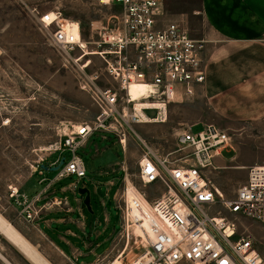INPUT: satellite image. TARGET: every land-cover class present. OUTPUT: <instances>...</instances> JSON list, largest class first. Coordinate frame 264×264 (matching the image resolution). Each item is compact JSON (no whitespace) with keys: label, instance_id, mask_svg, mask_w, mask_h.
<instances>
[{"label":"rangeland","instance_id":"1","mask_svg":"<svg viewBox=\"0 0 264 264\" xmlns=\"http://www.w3.org/2000/svg\"><path fill=\"white\" fill-rule=\"evenodd\" d=\"M164 2L170 20L182 17L191 31L199 26L194 12L199 8L200 0ZM56 11L60 12L63 20L72 23V32L77 36L80 28L89 51L95 48L101 24L113 27L114 16L119 15L117 7L100 4L98 0H0V214L50 264H71L32 222L24 219L21 213L23 198L14 200L8 196L10 189L16 188L21 194L22 189L25 191L36 183L35 179L43 178L42 181H45V176L54 177L58 171L45 172L41 166L54 167L59 157L68 158L67 153L60 154V139L69 133L72 126L93 122L97 109L88 93L87 78L98 76V86L116 88L105 75L104 65L98 56L90 57L91 64L82 72L70 57L54 48L50 42V31L41 27L39 17ZM168 18H159L157 25L173 22ZM258 93L264 94V91ZM195 97L185 101L178 99L170 104L165 123L135 126L141 141L126 130L124 151L112 135L108 136V140L92 137L87 147L78 151L86 171V178L80 185L85 184L92 192L93 183L117 177L120 189L117 198L122 207L123 184L128 177L132 186L143 195L157 198L164 191L162 187L159 184L143 186L139 179L138 162L144 155L145 146L161 158H178L182 156L177 146L180 133L189 128L192 133H197L203 125H213L232 138L238 156L234 162H229L234 153L228 150L222 152L216 159L225 161V167L207 169L206 175L225 199H232L245 184L248 174V168L235 167L255 163L264 165V129L253 128V121H257V126L261 125L259 121L264 114L240 112L250 108L253 104L251 98L236 102L230 93L220 98H212L209 94ZM144 113L148 117L155 115L152 111ZM95 145L100 152H104L95 155ZM216 159L213 166H217ZM110 167L116 171L122 168L123 171L112 174L109 173ZM77 180L72 176L61 185ZM31 199L26 197L27 201ZM95 202L92 194L91 207L96 208ZM110 214L109 233H113L112 238L119 233L109 252L97 264H112L118 258L120 264H129L135 254L141 252L144 241L136 239V248L129 247L116 259L122 252L123 239L118 212L111 209ZM223 214L235 223V238L250 237L264 264V227L240 216ZM135 234L132 236L135 237ZM0 264L31 263L0 234Z\"/></svg>","mask_w":264,"mask_h":264},{"label":"built area","instance_id":"2","mask_svg":"<svg viewBox=\"0 0 264 264\" xmlns=\"http://www.w3.org/2000/svg\"><path fill=\"white\" fill-rule=\"evenodd\" d=\"M98 2L117 7L119 15L114 16L113 27L101 24L94 50H88L80 28L77 36L72 32V23L63 20L60 12L39 17L58 52L70 57L82 72L91 64L89 58L98 56L105 75L116 85L100 87L98 76L87 78L88 93L97 113L91 124L72 126L60 139V154L67 153L68 158H63L58 178L74 176L78 181L84 180L86 171L78 151L86 148L92 137L106 140L112 135L124 151L126 130L140 140L134 127L147 124L139 111L148 122L161 124L170 104L194 98L206 80L205 41L192 38L176 22L158 26L157 20L164 15L163 0ZM75 53L78 55L70 56ZM90 53L95 54L87 55ZM136 85L144 87L137 97L139 101L157 103L158 109H136L137 102L129 93L130 87ZM151 111L155 112L153 117L144 113ZM177 146L182 156L174 159L161 158L145 146L138 162L140 182L143 186L159 184L164 191L157 198L144 195L149 202L148 215L139 200L129 203L123 191V205L119 207L123 249L116 259L129 247L136 248L139 239L144 245L129 264H263L250 237L235 238V223L223 212L264 227V166L249 167L245 184L232 199H225L207 178L206 170L214 168L213 161L222 152L233 150L231 137L220 128L203 125L197 133H192L191 128L180 133ZM60 160L59 157L53 165ZM8 196L14 200L23 198L21 213L26 221L33 222L39 195L27 201L13 188ZM132 208L147 219L149 233L144 218L131 216ZM135 226L146 237H133Z\"/></svg>","mask_w":264,"mask_h":264},{"label":"crops","instance_id":"3","mask_svg":"<svg viewBox=\"0 0 264 264\" xmlns=\"http://www.w3.org/2000/svg\"><path fill=\"white\" fill-rule=\"evenodd\" d=\"M163 10V17L168 18L164 0ZM194 14L200 24L193 31L182 17L168 20L180 23L192 38L205 41L206 80L204 86L197 90L196 97L209 94L212 98H220L230 93L236 102L251 98L253 104L250 108L240 112L264 114V100H261L264 94L258 93L264 91V0H200ZM253 122V128L264 129V118L259 121L260 126L256 125L257 121ZM231 145L233 150L228 151L234 156L229 162H234L238 154L232 140ZM102 152L104 150L100 152L95 145V155ZM216 162V168L226 165L220 159ZM255 165L258 164L251 166ZM121 171L122 168L117 171L111 169L109 173ZM70 178H58L56 174L52 178L45 176V181L43 178L35 179L36 183L25 191L22 189L21 194L28 198L39 195L34 205L37 215L32 225L64 258L71 264H97L109 252L119 233L113 238V233H109L111 209L118 212L120 228L119 179L115 177L93 183L92 192L88 189L89 205L93 194L96 208L90 205L88 211L82 203L83 197L77 192L79 187L86 188L85 184L80 185L83 180L61 185ZM58 202L60 204L56 205Z\"/></svg>","mask_w":264,"mask_h":264},{"label":"bare ground","instance_id":"4","mask_svg":"<svg viewBox=\"0 0 264 264\" xmlns=\"http://www.w3.org/2000/svg\"><path fill=\"white\" fill-rule=\"evenodd\" d=\"M103 2H106V0H103ZM95 53H90L87 55H94ZM90 64H87L85 68H87ZM144 91V87L142 86H132L129 89V93L132 98H134V101H136V109L139 110L142 106L145 109H158L157 103H150V102H145L141 103L137 97ZM139 115L145 119L147 124H154L157 122H148V118L144 116L142 112H138ZM163 114V112H162ZM164 117H166V114H163ZM166 121V120H165ZM165 121L163 123H165ZM123 191L125 192L126 199L128 200L129 203H133V199H137L140 201L143 211L145 214L148 215L149 213V202L145 199L144 195L138 191V189L135 186H132L130 183L128 177H125L124 184H123ZM19 192V191H18ZM220 192V191H219ZM221 193V192H220ZM138 216L141 217L142 219L144 218V226L149 233V228L147 224V219L143 217L136 209L132 208L131 210V216ZM133 233L137 237H146L145 233L143 230H140L138 226L133 227ZM0 234L8 241L14 248H16L18 251H20L24 257L28 259V261L31 264H50L43 256H41L36 248L29 243L20 233H18L15 228L0 214ZM126 252V251H125ZM124 252V253H125ZM122 253V254H124ZM122 254L119 256L121 257ZM119 258L113 262L112 264H120L118 262Z\"/></svg>","mask_w":264,"mask_h":264},{"label":"water","instance_id":"5","mask_svg":"<svg viewBox=\"0 0 264 264\" xmlns=\"http://www.w3.org/2000/svg\"><path fill=\"white\" fill-rule=\"evenodd\" d=\"M63 165V158H61V160L59 161L58 165L54 166V167H47L42 165L41 168L45 171V172H56L59 170V168ZM78 194L83 197V205L86 207V209L88 211H90V194H89V190L87 188H81L79 187L77 189Z\"/></svg>","mask_w":264,"mask_h":264}]
</instances>
